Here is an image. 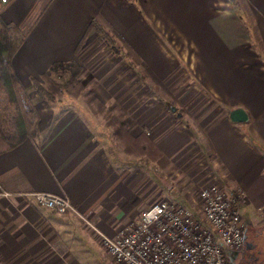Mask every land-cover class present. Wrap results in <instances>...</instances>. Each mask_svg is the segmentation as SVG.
<instances>
[{"label":"crops","instance_id":"1","mask_svg":"<svg viewBox=\"0 0 264 264\" xmlns=\"http://www.w3.org/2000/svg\"><path fill=\"white\" fill-rule=\"evenodd\" d=\"M0 15L22 37L11 63L29 92L52 64L76 61L83 83L94 70L93 92L105 104L129 103L134 120L115 115L130 134L163 152L157 162L141 157L145 169L106 121L32 96L38 135L0 154V264H96L101 254L118 264L104 237L116 238L153 204L147 168L191 139L203 148L201 164L210 163L202 179L244 194L247 234L264 243V0H0ZM94 20L121 54L88 33ZM188 98L200 108L195 120L176 109ZM161 103L180 120L154 119ZM235 109L248 119L233 121ZM39 192L67 196L77 213L41 205Z\"/></svg>","mask_w":264,"mask_h":264},{"label":"built area","instance_id":"2","mask_svg":"<svg viewBox=\"0 0 264 264\" xmlns=\"http://www.w3.org/2000/svg\"><path fill=\"white\" fill-rule=\"evenodd\" d=\"M34 196L60 214L77 213L65 195L39 192ZM244 198L217 182L203 186L194 199L199 211L161 198L144 208L116 238L104 237L106 247L118 264H233L231 253L246 246Z\"/></svg>","mask_w":264,"mask_h":264},{"label":"trees","instance_id":"3","mask_svg":"<svg viewBox=\"0 0 264 264\" xmlns=\"http://www.w3.org/2000/svg\"><path fill=\"white\" fill-rule=\"evenodd\" d=\"M236 0H232L235 2ZM95 30L105 41L106 45L116 54H121L112 34L105 29L97 20L92 21L88 33ZM22 42L20 33L9 26L0 15V154L9 151L29 138H36L38 135L39 115L33 105L32 97L27 88L15 73L11 59ZM83 42L75 53L79 55L83 51ZM69 72L70 76L66 82H59L57 74ZM81 67L76 61L56 62L50 66L48 71L40 77L32 78V88L40 99L49 102L60 101L62 93L70 88L79 90L84 86L78 76ZM58 97V98H57ZM90 98L99 105L101 111H105L106 125L112 126L116 135L124 143V150L127 154L146 156L151 161L157 162L162 156V150L146 135L134 137L126 129L124 124L96 96L90 93ZM248 235V234H247ZM253 241L254 239H249ZM258 247L262 245L260 239L255 240ZM245 248V247H244ZM264 262V252L256 264Z\"/></svg>","mask_w":264,"mask_h":264},{"label":"rangeland","instance_id":"4","mask_svg":"<svg viewBox=\"0 0 264 264\" xmlns=\"http://www.w3.org/2000/svg\"><path fill=\"white\" fill-rule=\"evenodd\" d=\"M108 49L109 48L107 47L105 52H107ZM99 50H100V46L97 44L91 49L90 52H93L92 54H94ZM105 52L104 51L100 52L99 54L101 57V58L99 57L100 59H105V56H104ZM112 63L113 61L109 64H112ZM85 66L88 68L90 67L89 65H85ZM81 72H82V68H81ZM88 72H90L91 75H89ZM93 72L94 70L90 69V71L85 72V74L83 73V77L86 80V81L84 80V83L80 79V75L78 76L79 81L84 86L83 89L79 90L77 89L78 87L77 88L75 87V89H72L69 86L66 89V92L62 93L63 97L60 101L56 100V101L49 102V103L53 106H58V107L63 106L62 109L63 108H66V109L73 108L76 110V112H79L80 114L85 116L87 120H95L96 123H98V120H99V123H102V124L104 120L107 123V120H105V111H101L100 110L101 108L96 103V101L90 98V93L91 95L93 94L94 96H96V94L93 92V89H94L93 83L95 82V80L90 81L91 76L92 77L94 76ZM69 76H70L69 72L63 75L60 73L56 75V79L59 82H66ZM28 93L31 97L36 95V93L32 91L31 92L28 91ZM96 98L100 102H102V104L106 106V109L110 110L114 115L119 114V116L118 115L117 116L123 120H134V117H132L131 115V110H130V106L128 102L120 104L113 100L112 103L105 104L97 96ZM191 100H193V98L187 99L188 102L186 103V106L184 108L182 107L176 108L179 114L183 115L182 120H186V118L189 120H195L197 114H199L200 112V108L195 105V100H194V103L193 101L189 102ZM161 105L164 106V103H161ZM175 105L178 106L177 103ZM206 107L204 109H206ZM169 112H170V117L168 115ZM152 113H153L152 117L154 116L156 117V118L154 117V119L161 120L162 118L160 117H164L165 120L169 118H170L169 120H175V118L176 120H180L177 117L178 114L174 113L166 105L162 108V107H156V104H153ZM110 127L112 128L114 132L113 127L112 126ZM117 138L121 142L122 148L124 150V143L120 140L118 136ZM199 144L200 142L195 141L194 139L188 140L186 142L185 148H181V146H179L176 150L177 153H174L171 157H167V160L165 163L161 165H158V164L155 165L153 172H151V169L153 170V167H150L152 165L150 164L149 168H147V171H148L147 173H149V177L151 175V177L153 176L155 179L154 181L155 197L152 200L153 203L157 202L161 198L167 197L173 200L174 202L184 204L188 207L191 206L195 208L197 211L200 210L198 203L194 202L193 200L198 197L199 191L201 190L203 186L209 185L213 183V181H210L208 179L204 180L201 177V172L204 171L206 167H210V163L208 162L209 163L208 166L206 163L201 164V162L203 161L202 159L203 158L202 157L203 148H201ZM141 157H146V156H141ZM141 157H140L139 164L140 166H143L146 169L145 166H146L147 160L146 158H141ZM143 171L144 172L142 173H146V170L143 169ZM214 176L216 177L217 175L214 174ZM146 207H148V205L145 206V208ZM252 232L253 230L250 229L248 233L249 239L253 238ZM263 240H264V235H263ZM259 250L261 251V254L262 252H264V243L260 246ZM96 264H113V263L111 261L104 260L103 255L101 254V258L98 259Z\"/></svg>","mask_w":264,"mask_h":264},{"label":"flooded vegetation","instance_id":"5","mask_svg":"<svg viewBox=\"0 0 264 264\" xmlns=\"http://www.w3.org/2000/svg\"><path fill=\"white\" fill-rule=\"evenodd\" d=\"M256 239H259V237ZM253 244V247L247 248L245 246V248L241 250L235 260V264H256L258 262L261 257V251L258 249V244L255 243V239Z\"/></svg>","mask_w":264,"mask_h":264},{"label":"water","instance_id":"6","mask_svg":"<svg viewBox=\"0 0 264 264\" xmlns=\"http://www.w3.org/2000/svg\"><path fill=\"white\" fill-rule=\"evenodd\" d=\"M231 119L235 122H244L248 119L246 113L242 109H235L231 112ZM246 239V247L251 248L254 246V244L250 241L247 240V235H245ZM241 251H235L232 252L230 255V259L233 264H235V260L237 259L238 255L240 254Z\"/></svg>","mask_w":264,"mask_h":264}]
</instances>
